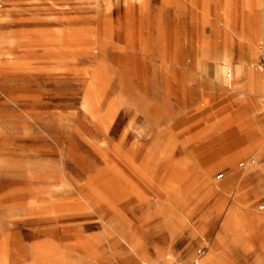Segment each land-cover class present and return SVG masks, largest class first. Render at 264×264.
Here are the masks:
<instances>
[{
	"label": "rangeland",
	"instance_id": "374dc122",
	"mask_svg": "<svg viewBox=\"0 0 264 264\" xmlns=\"http://www.w3.org/2000/svg\"><path fill=\"white\" fill-rule=\"evenodd\" d=\"M263 54L264 0H0V264H264V137L195 88Z\"/></svg>",
	"mask_w": 264,
	"mask_h": 264
},
{
	"label": "crops",
	"instance_id": "0c3cea01",
	"mask_svg": "<svg viewBox=\"0 0 264 264\" xmlns=\"http://www.w3.org/2000/svg\"><path fill=\"white\" fill-rule=\"evenodd\" d=\"M235 72L237 76V81H236V85L234 86H232L231 84L227 85V82L224 79H219L217 77L221 75L216 76V74H213L210 76V79L206 81V83L205 82L198 83L195 86V88H197V91L199 92L208 91L210 96L212 93L217 92V90H219L222 93H226L227 95H230L231 93L233 94V90H234V94L236 98H239L241 100V103L236 108V110L232 112L229 117L226 118L224 131L228 133V135L236 137L237 142H234L233 145L243 144L242 142L247 140L248 141L247 146H249L251 139L255 135V133H260L264 137V116L257 117L256 115V111L259 109V106H260L259 100L261 98L260 99L256 98L255 96H253L251 92V89L257 86L258 83L261 82L263 75L261 76V75H258L256 72H253V70H251L249 66L245 63L235 64ZM228 77H231V74H228ZM242 114H249L253 119V123L250 126H247L246 128L241 127L235 120L239 115H242ZM261 127L263 128V131L261 130ZM244 136L246 138H244ZM247 146L245 148L243 147L241 151L239 152H235V153L225 156L223 158V165L224 166L233 165L238 155L240 154H247V153L252 154L250 150L249 151L247 150ZM233 177L235 178V180H237L239 175H236ZM241 183L242 181L240 182V184ZM243 183H246V181L243 180ZM262 204L259 205V208ZM232 205L237 206L238 209L242 211H248V210H245L241 201H235L231 203L228 210L230 209ZM227 214L228 212L226 213L225 216H227ZM221 229H222V226H221ZM218 238L219 237H217L216 240ZM216 240L209 249V251L214 252L213 261L210 264H218V261L216 259V256H217L216 253L220 246L218 247L216 246Z\"/></svg>",
	"mask_w": 264,
	"mask_h": 264
},
{
	"label": "built area",
	"instance_id": "2783aa9c",
	"mask_svg": "<svg viewBox=\"0 0 264 264\" xmlns=\"http://www.w3.org/2000/svg\"><path fill=\"white\" fill-rule=\"evenodd\" d=\"M259 70L264 72V54L261 56L260 62H259ZM222 175L219 176L221 178ZM261 210H264V203L260 206ZM205 252L202 250L198 251V254L195 258H193L190 262L188 263H178V264H201V259L203 258Z\"/></svg>",
	"mask_w": 264,
	"mask_h": 264
},
{
	"label": "bare ground",
	"instance_id": "6f19581e",
	"mask_svg": "<svg viewBox=\"0 0 264 264\" xmlns=\"http://www.w3.org/2000/svg\"><path fill=\"white\" fill-rule=\"evenodd\" d=\"M222 70H220L219 72H218V74L219 75H222V72H221ZM264 76V75H263ZM263 99H264V96H263Z\"/></svg>",
	"mask_w": 264,
	"mask_h": 264
}]
</instances>
